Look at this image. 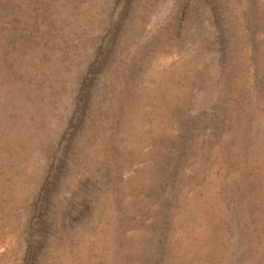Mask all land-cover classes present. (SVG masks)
<instances>
[{
	"label": "rangeland",
	"instance_id": "obj_1",
	"mask_svg": "<svg viewBox=\"0 0 264 264\" xmlns=\"http://www.w3.org/2000/svg\"><path fill=\"white\" fill-rule=\"evenodd\" d=\"M0 264H264V0H0Z\"/></svg>",
	"mask_w": 264,
	"mask_h": 264
}]
</instances>
